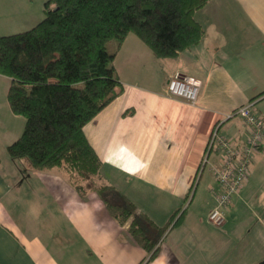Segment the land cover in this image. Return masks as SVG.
<instances>
[{"label":"crops","instance_id":"0c3cea01","mask_svg":"<svg viewBox=\"0 0 264 264\" xmlns=\"http://www.w3.org/2000/svg\"><path fill=\"white\" fill-rule=\"evenodd\" d=\"M18 2L23 11L31 9V0H0V36L24 20ZM194 18L203 39L174 58H156L132 34L116 50L122 90L84 128L101 161L97 188L79 192L63 168L34 170L23 159L12 160L6 147L23 128L6 98L9 115L0 114V264H235L244 238L264 244V141L221 227L208 221L220 190L213 167L221 158L210 152L202 165L215 124L235 145L249 133L233 115L236 108L252 102V113L264 121V0H210ZM175 73L199 81L194 105L168 94ZM104 185L111 188L98 190ZM125 201L135 213L120 225L106 203ZM137 214L159 228L168 225L150 252L130 235Z\"/></svg>","mask_w":264,"mask_h":264},{"label":"trees","instance_id":"16d2710c","mask_svg":"<svg viewBox=\"0 0 264 264\" xmlns=\"http://www.w3.org/2000/svg\"><path fill=\"white\" fill-rule=\"evenodd\" d=\"M209 1L46 0L33 27L0 36V75L10 79L7 102L24 119L21 134L6 147L9 157L34 170L63 168L79 192H85L82 181L99 182L101 161L84 128L122 90L113 66L116 50L132 34L156 58L176 57L202 41L194 14ZM111 41L114 53L106 51ZM106 207L120 225L135 213L128 201ZM168 225L159 228L137 214L129 232L150 252Z\"/></svg>","mask_w":264,"mask_h":264},{"label":"built area","instance_id":"2783aa9c","mask_svg":"<svg viewBox=\"0 0 264 264\" xmlns=\"http://www.w3.org/2000/svg\"><path fill=\"white\" fill-rule=\"evenodd\" d=\"M200 83L191 76L175 73L167 82V92L170 96L179 98L194 105L199 94ZM252 102H248L233 112L242 118L250 129L240 145L219 134V123L215 124L207 142L202 165L207 161L210 152L220 156L221 163L213 167L214 177L219 185L215 203L208 214V221L214 226L221 227L225 223L224 211L235 195H237L248 176V169L255 151L264 141V121L257 118L251 111Z\"/></svg>","mask_w":264,"mask_h":264},{"label":"rangeland","instance_id":"374dc122","mask_svg":"<svg viewBox=\"0 0 264 264\" xmlns=\"http://www.w3.org/2000/svg\"><path fill=\"white\" fill-rule=\"evenodd\" d=\"M45 1L46 0H31V9L30 7L27 6L28 9H30V11L28 9L27 11H23L21 3L18 2L19 5L17 12L19 16L24 17V20L22 22L19 21V23H17V25L12 28L6 29L8 30L7 32L9 33H4V35L25 31L33 27L36 23H38L43 18L42 9ZM115 50H116V43L114 41L108 42L106 44V51L108 53H114ZM9 83H10V79L8 77L0 75V104H1L0 114L7 116L9 115V112H7L5 107L7 105L6 91L9 86ZM18 119L21 121L20 127L23 128L24 125L23 117L19 116ZM82 185L85 188V192H86L88 191V189H91L92 187L97 188L99 184L98 183L96 184L95 182L93 185L92 183L89 184V182L87 181L86 182L82 181ZM184 208L185 207H183V209ZM248 239L250 240V242H252L251 246H248L249 245V242H247ZM241 246L243 247V253L240 259L238 256V260H236L237 262L235 264H251V263L255 264L259 261H264V244L262 243L261 240H258L256 236L244 238L241 241Z\"/></svg>","mask_w":264,"mask_h":264},{"label":"bare ground","instance_id":"6f19581e","mask_svg":"<svg viewBox=\"0 0 264 264\" xmlns=\"http://www.w3.org/2000/svg\"><path fill=\"white\" fill-rule=\"evenodd\" d=\"M221 125V124H220ZM239 142V141H238ZM118 221V220H117ZM120 224V223H119Z\"/></svg>","mask_w":264,"mask_h":264}]
</instances>
